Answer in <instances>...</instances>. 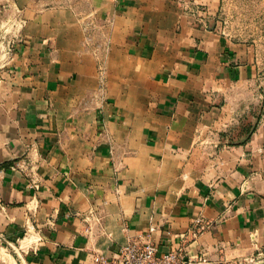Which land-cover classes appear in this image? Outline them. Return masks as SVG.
Instances as JSON below:
<instances>
[{
    "label": "crops",
    "instance_id": "1",
    "mask_svg": "<svg viewBox=\"0 0 264 264\" xmlns=\"http://www.w3.org/2000/svg\"><path fill=\"white\" fill-rule=\"evenodd\" d=\"M220 1L11 0L0 264H121L140 238L264 264V76Z\"/></svg>",
    "mask_w": 264,
    "mask_h": 264
},
{
    "label": "rangeland",
    "instance_id": "2",
    "mask_svg": "<svg viewBox=\"0 0 264 264\" xmlns=\"http://www.w3.org/2000/svg\"><path fill=\"white\" fill-rule=\"evenodd\" d=\"M10 3L0 0V66L5 52L14 48L19 31ZM216 20L218 29L227 36L253 45L264 76V0H221Z\"/></svg>",
    "mask_w": 264,
    "mask_h": 264
},
{
    "label": "built area",
    "instance_id": "3",
    "mask_svg": "<svg viewBox=\"0 0 264 264\" xmlns=\"http://www.w3.org/2000/svg\"><path fill=\"white\" fill-rule=\"evenodd\" d=\"M117 252L121 264H211L204 259L198 261L185 259L178 250L158 253L148 238L130 240L119 246ZM97 260L100 264L108 263L101 256Z\"/></svg>",
    "mask_w": 264,
    "mask_h": 264
}]
</instances>
